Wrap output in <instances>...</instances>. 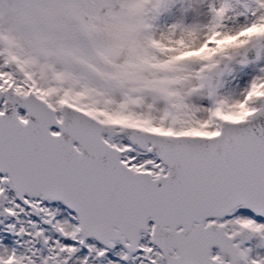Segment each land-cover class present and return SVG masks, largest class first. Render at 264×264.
Returning a JSON list of instances; mask_svg holds the SVG:
<instances>
[{
    "label": "snow or ice",
    "instance_id": "snow-or-ice-1",
    "mask_svg": "<svg viewBox=\"0 0 264 264\" xmlns=\"http://www.w3.org/2000/svg\"><path fill=\"white\" fill-rule=\"evenodd\" d=\"M0 264H264V0H0Z\"/></svg>",
    "mask_w": 264,
    "mask_h": 264
}]
</instances>
